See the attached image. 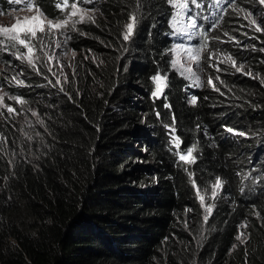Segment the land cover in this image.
Instances as JSON below:
<instances>
[{"label": "trees", "instance_id": "trees-1", "mask_svg": "<svg viewBox=\"0 0 264 264\" xmlns=\"http://www.w3.org/2000/svg\"><path fill=\"white\" fill-rule=\"evenodd\" d=\"M249 1L235 0L230 20ZM34 2L58 20L72 0L64 11ZM82 6L95 22L72 34L68 87L32 73L15 90L28 118L0 117V264H264V198L247 203L239 188L244 167L264 180V51L189 92L167 56L169 0ZM156 76L165 84L153 95ZM189 149L193 163L179 158ZM218 177L204 222L199 196L209 201Z\"/></svg>", "mask_w": 264, "mask_h": 264}, {"label": "rangeland", "instance_id": "rangeland-1", "mask_svg": "<svg viewBox=\"0 0 264 264\" xmlns=\"http://www.w3.org/2000/svg\"><path fill=\"white\" fill-rule=\"evenodd\" d=\"M4 1L13 7L3 8L1 5L3 0H0V29H12L14 25L23 28L26 18L37 15L35 7L28 8L23 0H21L19 4H13L11 0ZM205 2V0H197V3L201 5ZM33 4L37 6L34 0ZM170 5L173 9L172 20L170 21L172 47L168 49L167 56L170 61V67L186 79L189 88H199L208 85L209 79H207V75L218 69L219 65L229 66L235 71H237L236 69L238 67L242 66L236 59L231 58V60H229V54L217 44L227 37L225 33H219L218 37L215 38L213 47L208 44V35L210 33L208 32L209 34L203 35L201 31V25L206 21L205 14L200 11L201 7H196L195 4H191L190 2L187 4V8H180L176 3H170ZM224 10V7L217 9L218 15H222ZM94 12H90V14L94 15ZM208 18L210 20V15ZM193 19L196 22L195 27L191 26V21ZM251 21L252 18L250 16L242 20V30L247 33H254L257 25H253ZM29 23L32 22L29 21ZM214 28L213 22V29ZM75 31H78L77 27ZM215 31H217L216 28ZM73 33L74 31L70 27L64 29L62 32L53 30V34L48 37L50 47L47 51L52 53L56 58L49 60L43 57L42 53L38 51L35 52L34 56H41L40 60L34 59V63L39 68V73L45 68L52 78L57 79L58 74L64 70V66L69 61L68 58L73 57L74 52H72L73 49L70 47ZM11 34L10 31L8 35ZM37 35L39 36L40 34L38 33ZM66 37H70V39H67V43H64ZM0 38H3L2 34H0ZM234 38H236V36H229L228 39L232 40ZM57 42L61 44V47H56ZM20 50L21 52L26 51L23 47H21ZM197 50H199V61L193 59ZM13 52H15V49L10 47L7 51H0V97L3 98L2 101H0V113L3 111L8 112L7 108L11 107L15 110L14 112L18 117L27 119L29 116L27 106L9 97L15 96L13 94V88L24 86L26 77L31 72L37 73V71L33 70V68L27 64L26 60L24 62L17 60L15 56L12 55ZM233 61L235 65H233ZM188 69H190V71H188ZM242 69L243 66L241 70ZM13 77H15V79H13ZM19 81H22V83H18ZM164 83L165 81L163 80L161 89ZM192 100L193 97H190V102H192ZM15 106H17V108H15ZM213 199L212 196H210L209 201L204 199L203 207H206Z\"/></svg>", "mask_w": 264, "mask_h": 264}, {"label": "clouds", "instance_id": "clouds-1", "mask_svg": "<svg viewBox=\"0 0 264 264\" xmlns=\"http://www.w3.org/2000/svg\"><path fill=\"white\" fill-rule=\"evenodd\" d=\"M198 1H204V0H198ZM205 1L206 2L204 4L202 3V7L200 8V11L204 13L206 16V21L203 23V25H201L202 34L205 35V34L210 33L208 35V41L212 39L213 42H215V38L218 37L219 33H225L227 37L217 44L225 52H227L231 58L236 59L238 63H240V65L243 66V69L238 72L229 66L224 65L221 69L219 67L218 69L210 72L207 75V79H211L212 84L204 85L203 87H199V88H189L188 87L189 92H195L197 90L212 89L213 85L215 86L217 79L220 78L222 69L224 67H228L231 71L234 70L236 73H242L244 69L249 68L247 65H244L243 63H241V61L248 55L251 56L255 53H258L257 58L263 57L262 48L259 45H257V44L262 43L261 41H259V34L261 32H264V4H261L260 0H250L249 5L246 9L238 8V10H235V13H234L235 16L234 17L231 16L232 20H230L229 16L233 13V10L235 7L234 5L235 0H219V4H217L216 0H205ZM3 3H4L2 4L3 8L13 7L12 5L7 4V2L4 0H3ZM221 7H224L225 10L222 13V15H218L217 9ZM209 15H210V20L208 18ZM172 16H173V13H172ZM249 16L252 18V20L255 19L257 21V25H259V27L262 29L261 31H254V33H247L244 30H242L243 28L241 26L242 25L241 21L245 20L246 17H249ZM171 20H172V17H171ZM213 22H214V27L217 29V31H215V28L213 29ZM170 32H171V29H170ZM214 34H215V37H213ZM169 36H170V33H169ZM229 36H236V38L229 40L228 39ZM76 56H77V53L74 52L73 57L68 58L69 61L64 66V70H62L58 74L57 79L52 78L48 70L45 68L43 69V71L41 70L42 72L40 71V73L31 72L26 77V83L24 86L15 87L12 89L13 94L15 96H18L15 93V90L17 88L30 87V82H28L27 79L31 76L32 73H34L35 75H40L44 77L45 79H47L48 81L50 79L53 80L54 82H47V85L49 86V90L51 89H56V90H61V91L64 90L65 86L68 87V85L71 82L69 77L74 72ZM23 104L27 106L25 102ZM15 108H17V106H15ZM4 115H12L16 118H19L17 114H15V112L8 113L6 111H3L2 113H0V117ZM22 119L24 121L26 120L24 118ZM230 132L240 135V132H236V131H230ZM247 164L249 165V161ZM239 188H240V195L245 196L249 194L247 203H250V204L258 203L260 202V200L264 198V180H262L260 176L253 173V169L251 167L249 168L244 167L242 171L240 172ZM244 200L246 201L245 198ZM239 236H241V240H237V246L238 244L240 246L241 245L244 246L245 241H246V235L244 233H241Z\"/></svg>", "mask_w": 264, "mask_h": 264}, {"label": "snow or ice", "instance_id": "snow-or-ice-1", "mask_svg": "<svg viewBox=\"0 0 264 264\" xmlns=\"http://www.w3.org/2000/svg\"><path fill=\"white\" fill-rule=\"evenodd\" d=\"M13 4H19L21 3V0H11ZM25 5L28 8L35 7V11L37 12L36 16H33L31 18L25 19V26L23 28L14 25L12 29L3 28L0 29V34L3 35V38H0V51H7L10 48L15 49V52L12 53V55L15 56L17 60H21L24 62L26 60L27 64L33 68V70L37 71L39 73V68L34 63L35 60H40L41 56L36 55L34 56L35 52L42 53L43 57H46L47 59H55L56 57L47 51V49L50 47V43L48 41V37L53 34V30L56 31H63L64 29L71 28L73 31L76 30V25L79 23H83L86 20L95 22L94 16L90 14V12H94L95 10L84 8L82 5L85 4H92L94 3V0H72L70 4V11L67 12L65 17L63 19L54 20L49 19L45 16V14L39 9L38 6H34L33 0H23ZM195 4L196 7H202L201 4L197 3V0H169V3H176L180 8H187L188 3ZM217 4H219V0H216ZM261 4H264V0H260ZM56 7L60 9L61 11H64L66 8H69V0H58ZM179 15V13H178ZM31 21L32 23H29ZM129 23L126 24V31L123 36L124 40H128L133 33L134 26L137 22V15L133 14L130 16ZM195 20L193 19L191 21V26L195 27ZM253 25H257V21L253 19L251 21ZM262 29L259 27V25L256 26V31H261ZM11 31V35H8V33ZM40 34L39 36L37 34ZM67 39H70V37H66L64 43H67ZM23 47L26 49V51L21 52L20 48ZM56 47H61V44L59 42L56 43ZM264 51V49H262ZM191 54V53H190ZM193 59H196L199 61V50L195 53L193 56ZM229 60H231V57H228ZM233 65H235V62L233 61ZM241 67H238L236 70L239 72L241 71ZM190 71V69H188ZM15 79V77H13ZM154 79L157 82V90L153 93V95H158L161 91V85L165 78L161 76H156ZM209 84H212V80L209 79ZM18 83H22V81H19ZM214 87V85H213ZM12 100L17 101L18 103H24V101L18 97V96H12L9 97ZM2 97H0V101H2ZM193 102L195 100L193 99ZM8 113H13L15 110L11 107L7 108ZM33 115H36L35 112H33ZM229 131H232L229 129ZM240 135H243V133H240ZM6 142V141H0V143ZM173 144L179 148L180 147V141L178 138L173 139ZM194 149H189L187 152V155H180L181 161H186L188 163L194 162V157H192V152ZM222 187V182L220 178L218 177L215 181V183L212 186V197L215 198L217 195V189ZM197 195L199 196V190L197 191ZM199 199L201 201L202 206L204 205V196H199ZM212 212V206L208 205L205 207V215L203 217L204 222H207L209 219V215ZM203 239V237H201ZM237 240H241V236L236 237ZM243 242V241H242Z\"/></svg>", "mask_w": 264, "mask_h": 264}]
</instances>
